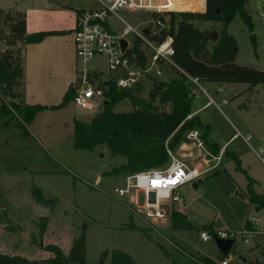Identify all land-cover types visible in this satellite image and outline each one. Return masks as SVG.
I'll use <instances>...</instances> for the list:
<instances>
[{"label": "rangeland", "instance_id": "374dc122", "mask_svg": "<svg viewBox=\"0 0 264 264\" xmlns=\"http://www.w3.org/2000/svg\"><path fill=\"white\" fill-rule=\"evenodd\" d=\"M245 6L251 24L237 12L226 30L238 41L236 62L264 69V0H248ZM97 7L96 0H0V8L5 11L27 12L28 32L50 31L41 42L25 47V102L58 104L70 85L78 86L83 82L87 71L98 72L103 81L115 75L106 55L97 54L83 61L77 57L71 41L77 11ZM119 15L138 32L143 33L146 26L155 29L149 11L120 10ZM8 23L4 22L0 28V50L8 45L4 40L9 34ZM127 23L116 18L111 20L118 33ZM196 24L216 30L219 35L223 29L221 22L196 21ZM136 34L131 31L126 35L129 43L133 44ZM157 68L155 64L152 70ZM162 69L160 77L164 79L175 75ZM149 74H140L132 86L133 91L144 98H148L152 87ZM202 84L218 103H211L200 113L210 124L208 139L221 146L229 141L219 163L198 178L201 191L193 187V182L185 184L182 187L185 203H177L175 208L189 220L207 225V230H242L248 220L264 227V204L258 205L257 210V204L248 195L250 177L254 190L264 193V162L242 137L233 136L237 127L244 134L251 133V143L257 150L264 148V84L253 88L245 82L202 81ZM216 87L219 92H215ZM194 95L192 104L197 103ZM2 102L0 95V106ZM104 103L105 95L101 94L96 97L94 108L82 107L72 99L61 108L40 110L22 125L16 118L9 121L10 116L1 119L0 202L8 205L0 207V252L45 260L53 256L46 245L56 243L68 253L74 240L85 230L86 264L98 263L104 250L109 252L104 264H111L114 249L126 251L145 264H198L191 255L208 256L220 262L216 241H204L197 228H176L170 208L164 220L150 222L129 208L125 203L128 197L120 200L111 195L115 186L124 185L126 174L108 171L123 163L125 157L112 154L106 144L94 149L75 147V119L91 120L104 108ZM113 109L131 111L134 105L130 98H124ZM182 142L193 147L194 159L202 160L205 167L216 162L208 154L207 146L197 148L194 141L186 138ZM181 145L175 149L178 154ZM180 156L188 162L193 160ZM35 187L40 189V202L49 207L50 212L37 211ZM44 216L48 221L42 233ZM232 256L233 260L229 258L232 264H250L260 257V252L249 253L246 243H241L240 251Z\"/></svg>", "mask_w": 264, "mask_h": 264}, {"label": "trees", "instance_id": "16d2710c", "mask_svg": "<svg viewBox=\"0 0 264 264\" xmlns=\"http://www.w3.org/2000/svg\"><path fill=\"white\" fill-rule=\"evenodd\" d=\"M247 1L206 0L204 11L170 10L151 13L153 18L166 22V26H159L157 32L146 30L148 37L160 43L167 35H172L175 47L173 58L179 68L161 63V68L164 67L165 71L175 74L171 79L150 73L152 87L148 98L136 94L132 88H119L115 77L102 81L98 72H91L90 79L94 77L100 80L105 95L104 108L96 112L91 120L75 119V147L94 149L100 144H106L112 154L125 157L123 163L108 171L110 174L121 172L128 174L167 165L170 160L167 146L175 150L191 129H199L205 146L212 154H218L221 146L208 139L209 124H205L199 115L192 114V82L181 69L199 77L203 82H245L249 84V88L264 84V69L236 62L239 52L238 41L226 30L227 24L237 12L251 24V16L245 6ZM6 21H9V34L4 36V40L8 45L0 50V95L3 97L0 121L5 116H10L9 121L16 118L22 125L32 120L40 110L61 108L75 99L79 85H70L58 104L25 102V46L41 42L50 31L38 30L27 33L24 11L13 12L0 8V28ZM196 21L223 23L219 38L216 41L212 40V30L201 28ZM127 54L138 66L145 67L150 62L152 51L144 45L141 38L135 36ZM124 98H130L134 109L115 111L114 106ZM190 114L192 116L189 117ZM237 160L240 165V160ZM249 179V198L262 206L264 193L256 192L252 186L253 179L251 177ZM34 190L37 201L40 202L42 198L40 189L35 187ZM47 221L48 217L44 216L42 233L45 231ZM172 224L180 229L203 230L207 226L205 224L199 226L178 209L172 213ZM46 249L52 252L53 256L45 260H31L23 255L0 252V264H86L85 230L74 240L68 253L56 243H49ZM108 255V250H104L96 264H104ZM191 257L198 264H218L208 256L191 255ZM221 258H224V254ZM111 264L145 263L137 261L126 251L114 249L111 254ZM250 264L261 263L254 260Z\"/></svg>", "mask_w": 264, "mask_h": 264}, {"label": "built area", "instance_id": "2783aa9c", "mask_svg": "<svg viewBox=\"0 0 264 264\" xmlns=\"http://www.w3.org/2000/svg\"><path fill=\"white\" fill-rule=\"evenodd\" d=\"M99 3L97 8H83L77 13L76 26L73 32V42L77 57L83 61H88L97 54H104L107 56L109 68L115 72L116 84L119 88H132L138 77L142 73H155L160 76L161 63L169 66H176L173 55L175 54V47L173 45V36L167 37L160 43L151 40L147 33L157 32L158 27H165L166 22L153 18L151 21L155 29L150 30V26L143 29V33L138 32L135 27L127 23L120 15V10H144L153 12L164 11H181L190 9H178L168 6V0H96ZM187 2L188 0H174V2ZM262 18L264 20V6L262 9ZM113 18L122 20L127 23L121 33L115 31L111 25ZM131 31H136L139 38L143 40L144 45L151 49L152 54L150 62L145 66H138L133 58L127 54V50L132 47L126 35ZM127 40L125 49H122L121 39ZM157 64L159 68L152 70L153 66ZM179 68V67H178ZM183 71L192 82V94H197L200 91L207 93L205 86L199 77L192 76L188 72ZM91 73V72H90ZM90 73L87 71L83 77V82L76 89V102L85 108H94L95 99L103 94V89L100 86L98 78H89ZM107 80V79H106ZM104 80V81H106ZM103 81V80H102ZM221 90H224L222 87ZM209 104H218L211 96ZM227 101L226 98L223 99ZM192 114L189 115V117ZM235 136L242 137L256 154L264 162V148L260 147L257 150L251 143V133L244 134L237 129ZM186 139L192 140L197 148L205 146L201 137L199 129H191L186 134ZM167 151L170 156L169 163L163 167L149 168L133 173H128L125 176L124 185L115 186L112 196L123 200L126 197L129 200L125 203L134 212L149 220L150 222L162 221L166 218L168 208L171 213L176 209L175 204L185 203V197L182 196V187L189 183L197 181L206 171L211 167H215L220 159L221 154L213 155L210 151L208 154L216 159V162L209 167H205L202 160H195L188 162L186 158L180 156L175 150L167 146ZM208 162L209 158H205ZM216 237L225 239H234L232 246L233 254L238 253L241 249V243H246L247 246L259 247L261 252L260 257L255 261L264 264V228H249L244 227L242 230L238 229H213L201 230V238L204 241L214 239ZM223 258L220 264H229V258Z\"/></svg>", "mask_w": 264, "mask_h": 264}, {"label": "crops", "instance_id": "0c3cea01", "mask_svg": "<svg viewBox=\"0 0 264 264\" xmlns=\"http://www.w3.org/2000/svg\"><path fill=\"white\" fill-rule=\"evenodd\" d=\"M172 6V7H174V8H178V9H190V10H197V11H204L205 10V8H206V0H188L187 2H179V1H177V2H174V0H168V6ZM202 8H204L203 10H202ZM17 10H20V9H17ZM21 11H23V10H21ZM25 12V14H26V24H27V12L26 11H24ZM77 13H78V11H77ZM77 17V16H76ZM75 26H76V23H75V25L73 26V28L71 29V31L72 32H74V29H75ZM38 31V30H37ZM34 32V31H33ZM27 33H31V32H28V30H27ZM72 43L74 44V42H73V38H72ZM55 43H52V45H54ZM27 46V45H26ZM25 46V47H26ZM75 47V46H74ZM212 84V83H211ZM206 88V87H205ZM51 90H52V87L49 89V93L51 92ZM206 91H207V93H205V92H198L197 94H195L194 96V98H196L197 99V103L195 104L194 103V101H193V104H192V114H197V115H199L200 117H201V119H202V121L205 123V124H208V122H205L204 121V119H203V117H202V115H200V113L203 111V110H205L207 107H209L210 105H212V104H209V100H210V97L209 96H211L212 98H214L213 96H212V94L207 90V88H206ZM215 92H219V87H216L215 88ZM26 94V93H25ZM215 99V98H214ZM209 126H210V124H209ZM237 129H239V128H237L236 127V130ZM235 134H233V136H234ZM232 136V137H233ZM231 137V138H232ZM228 141L229 140H227L225 143H223V145L221 146L220 144V146H221V149H220V152L218 153V154H220L221 152H223L224 151V147H225V145L228 143ZM218 143V142H217ZM249 145V144H248ZM251 149H252V147H250ZM195 149V148H194ZM253 150V149H252ZM254 151V150H253ZM255 152V151H254ZM256 153V152H255ZM179 154L180 155H184L185 157H187V158H193V160L192 161H189V162H193V161H195L196 159H194L195 158V155H194V150H193V147H191V145H188V144H186V143H184V142H182V145H181V148L179 149ZM218 154H213V155H218ZM258 156V155H257ZM259 157V156H258ZM260 158V157H259ZM261 159V158H260ZM262 160V159H261ZM246 171H247V169H246ZM185 200H186V198H185ZM37 201V200H36ZM37 204L36 205H44L42 202H36ZM257 206V210H259L260 208H259V206L258 205H256ZM245 227H249V228H264L263 226H255L250 220H248L246 223H245ZM220 250V249H219ZM247 251L249 252V253H252V254H256V253H258V251H259V247L258 248H255V247H253V246H247ZM232 252H235L234 250H232V248H231V250H230V252H229V254L228 255H224V258H226V257H230V254L232 253ZM260 252V251H259ZM222 252L220 251V257L222 256ZM233 254V253H232ZM236 254V253H235ZM260 255H261V252H260ZM233 257V256H232ZM234 258V257H233ZM233 258H231V260H233ZM242 258H243V261H245V262H247V258L245 257V255H242ZM213 259V258H212ZM223 258H221V260H222ZM215 261H217L216 259H214ZM254 260V259H253ZM256 260V259H255ZM218 262V264H220V262L219 261H217ZM229 264H232L231 262L229 263Z\"/></svg>", "mask_w": 264, "mask_h": 264}, {"label": "water", "instance_id": "95a60500", "mask_svg": "<svg viewBox=\"0 0 264 264\" xmlns=\"http://www.w3.org/2000/svg\"><path fill=\"white\" fill-rule=\"evenodd\" d=\"M219 38V33L216 30H213L211 33V39L216 41ZM121 44H122V49L126 48L127 45V40L125 38L121 39ZM193 187L195 189H198V191H201V187L199 186V181H194L193 182ZM8 204L1 201L0 202V207L3 206H7ZM36 209L38 212L42 213V214H46L48 212H50V208L46 207L45 205H36ZM199 226H202V223H197ZM215 241L220 249V251L224 254V255H228L233 244H234V239H225V238H220V237H216Z\"/></svg>", "mask_w": 264, "mask_h": 264}]
</instances>
